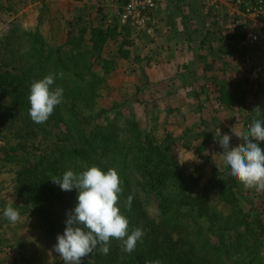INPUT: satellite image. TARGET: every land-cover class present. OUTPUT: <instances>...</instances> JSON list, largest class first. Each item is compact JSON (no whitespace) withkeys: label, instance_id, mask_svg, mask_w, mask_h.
Segmentation results:
<instances>
[{"label":"trees","instance_id":"1","mask_svg":"<svg viewBox=\"0 0 264 264\" xmlns=\"http://www.w3.org/2000/svg\"><path fill=\"white\" fill-rule=\"evenodd\" d=\"M7 1L15 8L37 4L39 13L33 30L20 32L14 23L0 39V160L13 176V200L0 199V232H6L2 225L12 224L3 216L4 208L12 204L20 218L51 236L55 245L78 193L76 189L62 191L50 179L62 178L67 170L80 173L97 166L106 172L115 168L122 180L121 212L130 230L142 227V242L129 254L121 241L113 239L107 255L94 250L82 264H146L157 259L161 264H264V212L229 174V166H214L209 173L201 167L187 172L172 155L175 141L169 134L159 140L132 116L120 112L108 119L104 110H97L106 77L116 70L115 58L104 57V50L108 44L116 45L119 58L128 59L135 30L117 20L86 26L78 15L67 21L63 42H50L40 30L47 10L44 0ZM187 6L196 11L194 2ZM6 11L15 14L17 10ZM183 25V31L175 34L180 37L175 47L184 53L196 48L199 56L211 33L198 29L186 15ZM203 29V38L192 40ZM247 37L248 32L227 31L228 53L241 49L238 56L244 59L248 50L261 48L260 44L250 46ZM191 67L193 63L186 69ZM61 72L63 78L57 76L52 87L63 88L62 103L46 122L34 123L29 116L31 83ZM249 94L247 86L234 84L222 87L215 101L220 107L239 108L249 103ZM135 96L138 99V93ZM196 100L202 102L200 97ZM252 110L249 124L264 121V107L259 116ZM203 137L207 142L208 136ZM260 146L264 148V142ZM129 195L133 197L131 210L124 208ZM151 197L158 203L159 214L154 219L148 217Z\"/></svg>","mask_w":264,"mask_h":264},{"label":"rangeland","instance_id":"2","mask_svg":"<svg viewBox=\"0 0 264 264\" xmlns=\"http://www.w3.org/2000/svg\"><path fill=\"white\" fill-rule=\"evenodd\" d=\"M182 1V4L176 5L186 11L180 19L176 18L178 8H175V0H165L169 6H159L153 17L148 18L143 31L138 34L137 31L132 32L134 44L128 59L119 58L116 45L106 46L103 55L115 58L116 70L106 77L97 110H104L108 119L120 112L132 116L144 130L152 131L159 140L169 134L175 141L172 155L179 165L187 172L201 167L209 173L214 166H226L218 132L221 136L228 134L231 137L230 147L236 146L240 140L232 132L246 130L251 110L264 107V53L262 47L252 48L248 50L245 62L238 56L241 49L228 53L230 47L224 39L227 31L249 33L259 29L254 15L239 11V2L246 0ZM189 1L197 4L196 11L188 9ZM44 2L47 10L40 30L50 42L56 39L64 41L67 21L72 17L82 15L86 26L101 22L108 24L113 20L119 22L123 8L121 0ZM9 8L17 10L16 13L7 12ZM99 8L101 12L97 11ZM38 10L37 4H20L15 8L12 1L0 0V39L14 23L20 32L33 30ZM185 15L196 22L198 29L204 28L211 33L199 56H196V48L184 53L178 52L174 45L180 40L175 34L183 31ZM215 20L218 23L212 26L211 22ZM204 29L192 35V40L198 39L199 42L205 35ZM185 61L188 63L184 64ZM191 63L194 67L186 69ZM97 72L102 75L99 70ZM234 84L249 88V103L233 109L218 106L215 100L221 88ZM196 97H200L202 102H198ZM204 135L208 136L207 142ZM8 168L0 160V199L11 202L13 176L7 174ZM244 190L249 191L251 197H248L264 212V191ZM148 202V217L154 219L159 214L158 203L153 197ZM31 224L27 218H20L16 224L2 225L6 232H0V264H64L54 251L52 237ZM22 245L25 250H22Z\"/></svg>","mask_w":264,"mask_h":264},{"label":"clouds","instance_id":"3","mask_svg":"<svg viewBox=\"0 0 264 264\" xmlns=\"http://www.w3.org/2000/svg\"><path fill=\"white\" fill-rule=\"evenodd\" d=\"M63 78V73H49L30 85L28 100L29 116L34 123L41 124L53 114L56 106L62 103L63 88L52 87L56 77ZM261 110L256 108V115ZM232 134L240 143L230 147L231 137L224 134L219 139L223 149L224 164L230 167L229 174L245 189L264 191V121L254 120L246 130H237ZM62 191L77 190V204L67 211V219L62 235L58 234L54 251L59 254L64 264H82L83 258L94 250L107 255L113 239L121 241L123 250L131 254L137 243L142 242V227L129 229V220L120 209V197L123 193L122 180L118 170L108 168L102 171L97 166L88 167L76 173L67 170L62 178L50 179ZM133 197L124 200V208L131 210ZM3 216L12 224L20 221L18 208L8 204ZM146 264H161L160 260L146 261Z\"/></svg>","mask_w":264,"mask_h":264},{"label":"built area","instance_id":"4","mask_svg":"<svg viewBox=\"0 0 264 264\" xmlns=\"http://www.w3.org/2000/svg\"><path fill=\"white\" fill-rule=\"evenodd\" d=\"M165 0H127L119 14V23L130 25L135 31L142 30L148 22V14L155 12ZM240 12L252 14L257 18V23L262 24L264 18V0H246L239 2ZM247 43L263 48L264 53V25L257 31L249 32ZM264 70V67H263Z\"/></svg>","mask_w":264,"mask_h":264},{"label":"crops","instance_id":"5","mask_svg":"<svg viewBox=\"0 0 264 264\" xmlns=\"http://www.w3.org/2000/svg\"><path fill=\"white\" fill-rule=\"evenodd\" d=\"M182 2H184V1H182V0L179 1V0H178V1H176V2L174 3V5L176 6V5H178V4H182ZM164 3H165V2H164ZM167 6H169V5H167ZM167 6H165V7H167ZM201 7H202V6H201ZM175 8H180V7H177V6H176ZM202 8H203V7H202ZM182 11H183V14H186V11H184V10H182ZM182 11L177 10V14H178V15L176 16V18L179 17V19H180V16L182 15ZM190 14H191V13H190ZM176 20H177V19H176ZM174 21H175V18H174ZM256 24H257L258 28L261 29V25H262V24H259V23H256Z\"/></svg>","mask_w":264,"mask_h":264}]
</instances>
